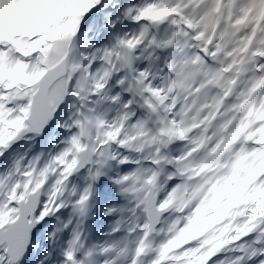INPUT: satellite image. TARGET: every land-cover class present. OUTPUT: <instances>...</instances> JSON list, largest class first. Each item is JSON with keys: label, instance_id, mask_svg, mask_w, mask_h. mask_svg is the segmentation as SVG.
<instances>
[{"label": "snow or ice", "instance_id": "snow-or-ice-1", "mask_svg": "<svg viewBox=\"0 0 264 264\" xmlns=\"http://www.w3.org/2000/svg\"><path fill=\"white\" fill-rule=\"evenodd\" d=\"M0 264H264V0H0Z\"/></svg>", "mask_w": 264, "mask_h": 264}]
</instances>
